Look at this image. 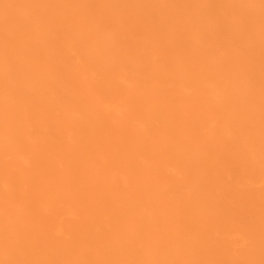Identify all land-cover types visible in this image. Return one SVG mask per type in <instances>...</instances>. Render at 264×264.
<instances>
[{
    "label": "bare ground",
    "instance_id": "obj_1",
    "mask_svg": "<svg viewBox=\"0 0 264 264\" xmlns=\"http://www.w3.org/2000/svg\"><path fill=\"white\" fill-rule=\"evenodd\" d=\"M264 262L261 0H0V264Z\"/></svg>",
    "mask_w": 264,
    "mask_h": 264
},
{
    "label": "snow or ice",
    "instance_id": "obj_2",
    "mask_svg": "<svg viewBox=\"0 0 264 264\" xmlns=\"http://www.w3.org/2000/svg\"><path fill=\"white\" fill-rule=\"evenodd\" d=\"M262 5H264V0H261ZM208 264H219V262H208ZM223 264H229V262H223ZM232 264H245V262H232ZM264 264V262H262Z\"/></svg>",
    "mask_w": 264,
    "mask_h": 264
}]
</instances>
